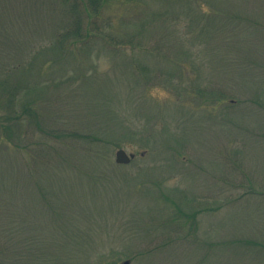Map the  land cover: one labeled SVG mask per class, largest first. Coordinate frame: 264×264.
Returning <instances> with one entry per match:
<instances>
[{"label":"rangeland","instance_id":"1","mask_svg":"<svg viewBox=\"0 0 264 264\" xmlns=\"http://www.w3.org/2000/svg\"><path fill=\"white\" fill-rule=\"evenodd\" d=\"M120 1L0 0V264H264V0Z\"/></svg>","mask_w":264,"mask_h":264},{"label":"trees","instance_id":"2","mask_svg":"<svg viewBox=\"0 0 264 264\" xmlns=\"http://www.w3.org/2000/svg\"><path fill=\"white\" fill-rule=\"evenodd\" d=\"M114 2L116 0H84V7L87 8V17H89V14H91V12L95 13L97 15V13H100L99 9L103 6L104 3L106 2ZM130 0H121L120 2H129ZM119 2V3H120ZM169 13L168 12H160V15H159V19L160 18H166L168 17ZM139 16V20L136 21L135 20V17H136V14H129V15H126L125 19L123 20L124 23L123 24H127V25H135L137 28L136 31L134 32H131V33H128V34H123L122 38L125 37V39H127V44H131L134 42V40L138 39L139 41L141 40V36H142V32L146 29V27L144 26V20L142 19L144 16L141 15V14H138ZM132 19L136 22H133ZM119 22L122 23V19L119 20ZM96 29H98V26L94 27ZM100 30L99 31H96L94 32L93 29L91 28H88V29H84L83 31L81 30V24L79 21H77L75 23V26L71 29V31L68 32L67 35H65V37H68V35H75L76 39H80V38H83L85 39L86 36L87 37H92V36H89V35H101L100 33ZM112 38V41L115 42L116 44H122L123 40H121V35H119V33H116ZM111 37V36H110ZM119 37V39H118ZM138 40H136V42H138Z\"/></svg>","mask_w":264,"mask_h":264},{"label":"water","instance_id":"3","mask_svg":"<svg viewBox=\"0 0 264 264\" xmlns=\"http://www.w3.org/2000/svg\"><path fill=\"white\" fill-rule=\"evenodd\" d=\"M133 158L132 155H127L124 150H118L115 154V161L118 164H128L131 159ZM124 264H129L128 261L124 262Z\"/></svg>","mask_w":264,"mask_h":264}]
</instances>
